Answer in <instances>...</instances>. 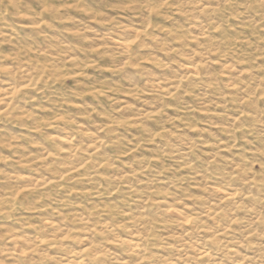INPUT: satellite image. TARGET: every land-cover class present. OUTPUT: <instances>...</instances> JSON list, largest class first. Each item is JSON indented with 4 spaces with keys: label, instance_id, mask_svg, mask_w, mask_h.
I'll return each instance as SVG.
<instances>
[{
    "label": "rangeland",
    "instance_id": "374dc122",
    "mask_svg": "<svg viewBox=\"0 0 264 264\" xmlns=\"http://www.w3.org/2000/svg\"><path fill=\"white\" fill-rule=\"evenodd\" d=\"M78 263L264 264V0H0V264Z\"/></svg>",
    "mask_w": 264,
    "mask_h": 264
},
{
    "label": "bare ground",
    "instance_id": "6f19581e",
    "mask_svg": "<svg viewBox=\"0 0 264 264\" xmlns=\"http://www.w3.org/2000/svg\"><path fill=\"white\" fill-rule=\"evenodd\" d=\"M118 45L119 46H121V47H123V48H127V47H129L130 46V44L127 42H118ZM192 73H194V72H192ZM195 74V73H194ZM79 264V263H78Z\"/></svg>",
    "mask_w": 264,
    "mask_h": 264
}]
</instances>
